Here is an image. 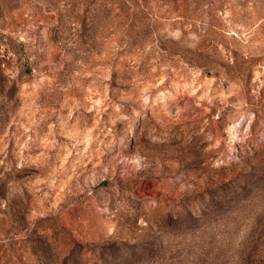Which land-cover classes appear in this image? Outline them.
I'll return each mask as SVG.
<instances>
[{
  "label": "rangeland",
  "instance_id": "374dc122",
  "mask_svg": "<svg viewBox=\"0 0 264 264\" xmlns=\"http://www.w3.org/2000/svg\"><path fill=\"white\" fill-rule=\"evenodd\" d=\"M0 264H264V0H0Z\"/></svg>",
  "mask_w": 264,
  "mask_h": 264
}]
</instances>
